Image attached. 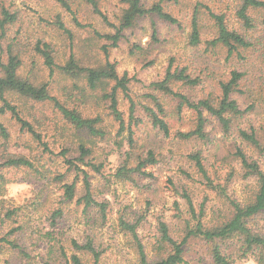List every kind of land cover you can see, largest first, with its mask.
I'll use <instances>...</instances> for the list:
<instances>
[{
    "label": "rangeland",
    "instance_id": "obj_1",
    "mask_svg": "<svg viewBox=\"0 0 264 264\" xmlns=\"http://www.w3.org/2000/svg\"><path fill=\"white\" fill-rule=\"evenodd\" d=\"M153 1L158 0H144L147 4ZM237 2L165 0L164 5L180 20V24H171L158 16H147L125 29L114 45L113 40L105 37V34L115 33L114 26L120 24L126 7L120 0H98L107 21L93 10L87 0H72V11L66 10L55 0H0V14L5 6L18 15L0 39V62L7 59L9 44H14V52L22 60L19 73L23 77L29 76L35 82H49L51 93L83 116H100L101 127L106 133L103 137L91 136L68 125L53 102H37L9 93L7 98L17 106L23 118L32 123L52 151H47L33 134L22 129L21 123L10 113L0 114V121L9 133L8 138H3L0 132V162L7 153L25 155L39 170L11 167L0 171V201L7 207L22 208L17 216L18 221L6 228L3 234L8 233L11 227L23 226L10 238L16 237L28 254L5 246L0 248V264H44V260L64 264L60 247L70 255L74 252L72 240L82 243L88 237L103 251L99 264H139L131 234L122 231L119 226L122 215L131 221L142 218L138 227L139 237L150 259H153L157 253L154 244L159 234L160 220L168 223L171 233L179 240L187 233L185 220H190V226L196 223L183 197L185 190L190 194L196 212L204 205L203 219L206 224L223 221L231 213V199L212 189L198 172L188 157L196 151L201 152L208 175L215 183L227 184L228 194L238 201L247 200L256 188L255 181L242 177L244 169L234 155L236 147L243 146L248 154L259 158L262 169L264 156L248 147L239 138L237 130L239 127L248 128L251 124L259 129L264 124L261 109L257 108L236 119L229 133L223 132L217 119L210 116L206 123L205 139H183L176 135L179 130L188 131L194 127L195 114L186 108L178 115L175 99H165L171 113L168 116L172 130L170 137H165L161 130L154 127L142 110L143 104H151L146 96V93L154 92L151 83L163 77L173 56L176 58L175 65L190 64L204 78L200 85L188 90L195 99L218 90V81L226 79L234 66L246 70L256 83L261 84L264 64L258 53L248 51L249 59L238 63L228 61L222 50V53L214 54L212 49L207 51L203 45L194 47L190 42L192 16L196 7L200 9L204 38L212 37L215 33L214 21L206 13V8L226 13L231 25L244 31L235 16ZM59 15L66 29L60 28ZM155 29L158 42L153 37ZM39 40L50 43L59 64H65L74 55L82 66L100 67L113 62L121 74L128 72L130 94L139 103L137 115L144 119V123L134 127L136 149L143 153L154 149L159 154V163L147 168L153 172V176L137 177L131 182L119 180L113 175L128 149V132L124 131L121 137H116L118 125L109 111V101L104 98L114 82H105L92 89L84 80L67 77L57 68L51 74L36 50ZM118 98L120 109L128 117L130 101L121 91ZM2 103L0 98V106ZM259 133L263 137L262 131ZM121 138L119 146L117 140ZM80 143L92 149V153L85 158L86 162L101 164L102 173L76 161L80 154ZM63 150H66L65 156L61 155ZM66 158H71L89 173L95 199L108 203L105 219L98 207L84 210V203L77 204L75 200L65 199L62 186L74 179H77V198L86 193L83 173L77 174L74 168L69 167ZM58 174H65L63 181L56 179ZM59 208H62L63 216L52 226L49 215ZM250 223L264 234V212L251 217ZM220 243L223 254L233 260V264H258L251 254L244 253L239 237L221 240ZM211 244L202 237H190L184 245L186 261L182 264H217L212 257ZM84 258L87 264L93 263L89 255L86 254Z\"/></svg>",
    "mask_w": 264,
    "mask_h": 264
},
{
    "label": "trees",
    "instance_id": "obj_2",
    "mask_svg": "<svg viewBox=\"0 0 264 264\" xmlns=\"http://www.w3.org/2000/svg\"><path fill=\"white\" fill-rule=\"evenodd\" d=\"M55 1L66 10L72 11V0ZM87 1L93 10L107 21L106 16L98 5V0ZM120 1L126 5L120 17V24L114 26L116 27L115 33L105 34V37L113 40L114 45L118 43L125 29L133 27L139 19L147 16H158L160 19L171 24H180V20L168 10L167 5H164L165 3L163 2L165 0L153 1L148 4L144 0ZM206 9V13L208 12L210 18L214 21V36L204 38L202 33L203 26L199 15L200 9L196 7L192 16L191 45L194 47L203 45L205 50L212 49L214 54L224 51L228 61L235 60L238 63L247 61L249 56L246 53L252 51L259 54L260 60L264 64V0H238L235 6V16L244 31H240L238 27L232 26L226 13L216 12L211 8ZM17 16V12H12L5 6L2 7L0 14V39L5 36L7 26L13 24ZM59 26L62 29H66L60 15ZM156 33L157 30L155 29L153 37L156 40L155 42H158ZM0 46H2L1 41ZM13 47L14 44H9L7 47V59L0 62L2 72L0 76V98L3 101L0 106L1 115L10 113L13 118L21 123L22 129L33 134L49 152L52 149L48 146V143L42 140V135L34 129L30 121L23 118L17 106L12 104L7 98L9 93L18 94L37 102H53L68 125L75 129L86 131L94 137L105 136L106 133L101 127L102 118L100 116H83L80 112L64 105L60 99L53 95L49 82H35L29 76L23 77L19 73L22 60L20 55L14 52ZM36 50L43 57L44 64L51 70V74L57 68L60 73L67 77L84 80L88 87L92 89L105 82H114L111 90L104 94V98L109 101V111L118 125L116 137H121L124 131L128 132V149L125 150L123 161L117 166L113 175L119 180L131 182L136 180L137 177L153 176V172L148 171L147 168L159 163V154L154 149H149L146 153L136 149L137 140L135 138L136 131L134 127L144 123V119L137 115L139 103L130 94V77L128 76V72L121 74L113 62H107L104 66L100 67L82 66L74 55H71L65 64H59L55 60L53 47L45 40H39L36 43ZM175 60L174 56L171 57L165 68L163 77L151 83L154 92L146 93L151 104H141L142 110L146 113L152 125L161 130L165 137H170L172 134L171 125L168 121V116L171 113L166 107L165 102V99L168 98L176 100L175 106L178 115H181L186 108L195 114L193 128L188 131L179 130L176 132V135L183 139H205L207 137L205 130L206 123L210 116L217 119L223 132L229 133L233 128L234 121L243 117L246 113H252L259 108L264 114V78H262L261 84H258L246 70L241 69L239 66H234L226 79L218 81V90L211 91L195 99L190 95L188 90L196 88L203 82L204 78L190 64L183 66L175 65ZM120 91L130 101L128 117H125L124 111L120 109L118 98ZM260 131H262L263 137L260 136ZM0 132L3 138H8L9 133L1 121ZM237 133L239 138L248 147L253 148L260 155L264 156V124L259 129L254 124H251L248 128L239 127ZM117 141H119L118 145L121 146L122 138ZM79 150L80 154L76 158V161H80L85 166H91L94 171L102 173L101 164H94L91 161L86 162L85 160L92 153V149L85 146L84 143H80ZM61 155L65 156L66 150H63ZM234 155L239 159L244 169L242 177L246 180L255 181L256 188L252 194L243 202L231 197L227 191V184L221 185L215 183L208 175L201 152L196 151L189 154L188 157L195 164L198 172L206 178L207 184L212 189L218 190L223 197L231 199L229 200L231 213L225 216L223 221L206 224L203 219L204 205H201L200 211L196 212L194 202L188 191L185 190L183 197L186 198L192 212V218L196 220V223L194 226H190V220L186 219L185 221L188 226L187 233L182 240H179L171 233L168 223L160 220L158 224L159 234L154 244V249L157 253L153 259H150L145 244L139 237L138 227L142 218L131 221L124 215L120 216L119 226L122 231L131 234V241L136 248L139 264L185 263L184 245L190 237H202L205 241L212 243L211 253L217 264H233V260H230L223 254L220 241L239 237L243 242L242 248L244 249V253L251 254L258 264H264V234L254 229L250 223L251 217L264 212V169H262L260 159L248 154L243 146H237ZM3 159L0 162V171L11 167H27L36 172L39 171L35 167V163L25 155L7 153ZM65 161L70 165L69 167L75 169L77 174L83 173V181L86 188L85 195L77 198V179H74L72 182H65L62 186L65 199L67 201L75 200L77 204L84 203V210L98 207V210L105 219L108 203L95 199L89 173L71 158H66ZM64 177L65 174H58L56 179L63 181ZM0 187L2 186L0 185ZM21 210V207H7L3 201H0V248L6 246L12 249H19L23 254L28 255L18 243L16 237L10 238V236L18 233L23 226L11 227L8 233L3 234L6 228L18 221L17 216ZM63 213L62 208L53 210L49 215L50 224L55 226L58 219L63 216ZM72 248L74 252L69 255L63 247H60V255L65 260L64 264H87L84 258L86 254L90 256L92 264L100 263L103 251L98 249L92 238L88 237L82 243L74 239L72 240ZM44 264L57 263L55 261L44 260Z\"/></svg>",
    "mask_w": 264,
    "mask_h": 264
}]
</instances>
